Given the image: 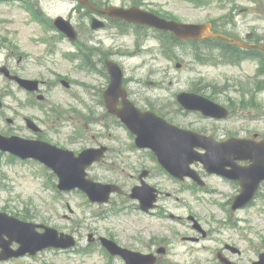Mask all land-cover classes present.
Masks as SVG:
<instances>
[{
  "label": "rangeland",
  "instance_id": "rangeland-1",
  "mask_svg": "<svg viewBox=\"0 0 264 264\" xmlns=\"http://www.w3.org/2000/svg\"><path fill=\"white\" fill-rule=\"evenodd\" d=\"M94 1L99 6L108 4V0ZM110 1L125 7L137 3L185 23L211 21L235 36L245 37L253 32L264 42V0H205L211 3L201 8L182 0ZM34 2L39 4L48 20L59 15L71 19L88 47L95 46L119 62L125 70L126 86L134 92L139 106L153 108L157 113L162 112L164 106L163 112H167L174 123L198 131H211L214 124L181 109L177 112L175 108L178 93L192 91L194 85H199L202 94L229 105L233 111L228 121L217 123L223 126L222 131L213 135L223 138L264 134V70H259V78H255L258 61L232 66L208 63L212 57L197 61L191 43L182 42L174 51L153 38L156 32L152 30L149 31L151 36L144 38L133 31L120 35L112 28L93 30L86 11L72 0ZM58 33L34 18L24 5L0 2V67L7 65L22 77L44 81L43 93L47 97L39 101L36 95L0 72V132L37 137L26 125L25 118L30 117L43 129V139L76 152L95 146L96 135L115 150L125 152L117 158L120 166L98 164L90 170V175L103 182L118 178L126 191L138 181L132 176L137 178L140 162L147 159L146 166L154 171L148 181L163 191L159 204L169 213L165 217H145L128 209L111 212L114 207L121 209L126 203L135 201L117 194L113 201L118 205L108 207L91 202L80 190L58 192L53 186L57 178L51 171L48 174L42 164L14 161L3 152L0 154V209L19 216L28 214V220L70 233L79 238V248L88 247L93 251L80 254L48 249L34 257H19L0 264H125L121 257L106 255L99 240L102 235L142 252L165 247L166 252L158 254L157 264H226L217 256V251L226 243L242 251L231 254L233 264H251L257 260L258 253L264 251V186L253 203L232 210L230 202L239 189L231 182L207 176L209 189L193 192L189 190V181L176 182L150 160L146 151L129 148L134 138L123 126L111 123L105 127L100 122H92V117L87 116L92 107L97 118L107 121L101 95L108 79L77 68V62L71 61L67 54L72 51V44L58 38ZM209 54L203 53L205 57ZM93 57L96 65L101 66V57L97 53ZM62 77L77 83L69 90L61 84ZM9 118L11 122L7 121ZM188 212L197 217L209 237L199 241L183 240L184 236L201 235L193 228L192 221L188 224L182 219ZM230 220L236 222L234 227L228 224ZM92 238L96 241H90Z\"/></svg>",
  "mask_w": 264,
  "mask_h": 264
},
{
  "label": "water",
  "instance_id": "water-1",
  "mask_svg": "<svg viewBox=\"0 0 264 264\" xmlns=\"http://www.w3.org/2000/svg\"><path fill=\"white\" fill-rule=\"evenodd\" d=\"M104 12L118 18L171 30L179 38L190 39L218 35L209 30L210 25L208 24L196 25L168 21L136 7L127 10L110 8ZM55 25L71 39L76 38L77 32L70 21L59 17L56 19ZM102 26L103 23L95 19L93 28ZM261 47L264 48V46ZM108 68L111 82L104 93L107 107L110 112L116 113L137 134L136 141L139 146L154 149L163 165L182 179L188 175L200 180L198 172L190 167V164L197 160L203 162L209 172L240 179L243 190L236 197L234 209L246 205L253 199L260 183L264 180V140L260 142L242 140L241 145L233 143L235 144L233 147L228 146L232 142L220 143L219 146L212 140L206 143L207 137L171 125L152 112H140L127 99L126 90L122 86V69L112 61H108ZM12 78L30 91L39 88L37 80L16 76H12ZM120 98L125 105L122 109L117 108ZM179 100L187 109H200L209 116L223 117L227 115L225 111H219L221 106L194 93L183 92L179 95ZM28 124L35 131L38 130L31 120L28 121ZM195 146L205 147L207 152L199 154L193 150ZM0 150L10 151L22 158L32 157L42 161L58 175V188L60 190L80 187L87 192L92 201L98 202L108 201L111 192L116 190L114 184H104L87 178V167L101 158L105 148L86 149L76 155L71 150L59 148L41 139H26L19 136L6 137L0 134ZM239 159L250 160L251 164L239 167L236 163V160ZM227 166L238 167L233 171L228 170ZM140 188L136 192V197L142 200L143 206H151L152 203L147 199L148 191L143 190V187ZM37 228H45V231L38 232ZM102 240L112 254L122 255L128 264H152V262L145 261L143 255L120 247L110 239L103 238ZM14 242L19 243L17 249L12 248ZM74 245L75 240L69 234H59L55 228L23 221L0 211V260L19 257L28 253L35 255L38 251L48 247L66 248ZM254 264H264V254L261 261Z\"/></svg>",
  "mask_w": 264,
  "mask_h": 264
},
{
  "label": "flooded vegetation",
  "instance_id": "flooded-vegetation-1",
  "mask_svg": "<svg viewBox=\"0 0 264 264\" xmlns=\"http://www.w3.org/2000/svg\"><path fill=\"white\" fill-rule=\"evenodd\" d=\"M205 42V41H204ZM219 42H222V43H227V41L226 40H221V41H219ZM234 50H235V48H233ZM249 51H252V52H254V49H251V50H249ZM70 83L72 82L71 80L69 81ZM196 92V91H195ZM119 107H121V103H119V105H118ZM228 108H229V110L231 111V107L229 106V105H226ZM91 110H92V112L93 113H95V110H94V108L92 107L91 108ZM191 112V111H190ZM191 113H193L194 115H197V116H199V114L201 115V113L200 112H198V111H195V112H191ZM207 122H210V123H212V124H214L215 125V127L214 128H212L211 129V131H205V130H202L201 132H204V133H208V134H215V133H217L218 132V130H220V128H223V126L220 124V125H218L217 123H222V122H226V121H228V119L227 120H212V119H205ZM220 131H222V130H220ZM94 137H95V135H94ZM109 151H110V154H109V159H111V162H113L114 161V156L112 155V153H111V148H109ZM109 159H107L108 161H109ZM153 160V162H155V163H157L156 162V160L153 158L152 159ZM146 163H147V159L143 162V163H141V165L142 166H145L146 165ZM150 170V175L151 174H153V169H149ZM115 180V179H114ZM94 241H96V240H94Z\"/></svg>",
  "mask_w": 264,
  "mask_h": 264
},
{
  "label": "trees",
  "instance_id": "trees-1",
  "mask_svg": "<svg viewBox=\"0 0 264 264\" xmlns=\"http://www.w3.org/2000/svg\"><path fill=\"white\" fill-rule=\"evenodd\" d=\"M13 160V159H12ZM28 214H24V218H27Z\"/></svg>",
  "mask_w": 264,
  "mask_h": 264
}]
</instances>
